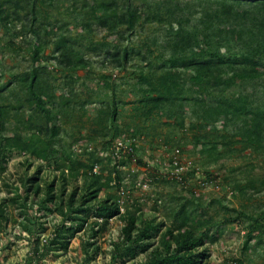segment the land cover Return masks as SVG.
Instances as JSON below:
<instances>
[{
    "label": "rangeland",
    "instance_id": "374dc122",
    "mask_svg": "<svg viewBox=\"0 0 264 264\" xmlns=\"http://www.w3.org/2000/svg\"><path fill=\"white\" fill-rule=\"evenodd\" d=\"M217 1L0 0V264H163L184 233L197 264H264V144L225 119L264 107V9L202 23Z\"/></svg>",
    "mask_w": 264,
    "mask_h": 264
},
{
    "label": "trees",
    "instance_id": "16d2710c",
    "mask_svg": "<svg viewBox=\"0 0 264 264\" xmlns=\"http://www.w3.org/2000/svg\"><path fill=\"white\" fill-rule=\"evenodd\" d=\"M218 10L217 12H209V10H206L203 12V18H201L202 23H207L206 21H209L210 19H216L217 16L224 13H233L238 12V6L243 5L244 3L248 4H254V7L261 6L264 9V0H218ZM264 14V13H263ZM217 15V16H216ZM128 19L121 15L119 17H115L112 19V26L117 27L118 25L122 23H126ZM219 23V22H217ZM185 42V40H183ZM206 44L210 42V40L205 41ZM224 62V59L222 56L217 57V62H212L208 60H202V61H196L194 63V72L195 74L191 76V79L193 82H200L204 80V76L202 74H206V76H209L213 73L214 68L218 69L221 67L222 63ZM29 84H28V90L30 92V95L32 97V101L34 102V105L37 106L39 109L45 111L46 107L44 105V102L40 95L37 93V90L35 88V81H36V71L33 70L30 72L29 76ZM163 91H160L159 87L155 90L157 91V95L154 97H148L149 101L155 102V106L158 107L160 103L165 102L169 95V87L162 85ZM222 106V105H221ZM225 119L226 121L235 120V119H241L242 124L240 131L242 132L244 139L247 143L255 145L258 144L259 146L263 147L264 144V107L261 108V106L256 104H245L243 102L240 103H231L227 104L225 106ZM1 112V111H0ZM205 112L208 116L213 117V107H207L205 109ZM208 118V117H206ZM28 150L30 152L38 153L36 149H34V145L31 143L27 146ZM47 151V148L44 150V152ZM99 213L103 215L104 217H110L116 213V209L113 208L111 205L108 204V202H102L99 205ZM205 225H207V222H204ZM251 230H249L248 234L251 236ZM142 233V232H141ZM141 235H145L142 233ZM176 243V250L173 252V254L169 255L166 254L161 258V262L163 264H197L199 258H205L208 256V253L206 251L203 252H195V249L202 246L205 241L202 237H194L190 233H184L176 235L172 238ZM133 246H128L129 250L133 251ZM121 250V247H118V252ZM121 254V252L119 253ZM236 264H243V261L241 259H236Z\"/></svg>",
    "mask_w": 264,
    "mask_h": 264
},
{
    "label": "built area",
    "instance_id": "2783aa9c",
    "mask_svg": "<svg viewBox=\"0 0 264 264\" xmlns=\"http://www.w3.org/2000/svg\"><path fill=\"white\" fill-rule=\"evenodd\" d=\"M132 151V148L126 144H123L122 142H119L118 144L115 145V153L119 156V157H122L123 155H126L128 153H130ZM173 164L176 166V174H178V170L179 169H184V168H188V165L186 164V166H183L182 164H180L179 160L175 157L173 158ZM180 177V176H179ZM181 178V177H180ZM232 255L237 253L236 249H233L232 247L231 248H227ZM228 252V253H229ZM237 255V254H236ZM236 258L237 256L235 257H232L231 259V263L230 264H236Z\"/></svg>",
    "mask_w": 264,
    "mask_h": 264
}]
</instances>
